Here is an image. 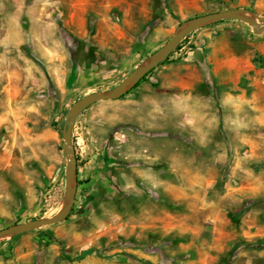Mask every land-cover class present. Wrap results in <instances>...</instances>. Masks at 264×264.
<instances>
[{"label": "rangeland", "instance_id": "obj_1", "mask_svg": "<svg viewBox=\"0 0 264 264\" xmlns=\"http://www.w3.org/2000/svg\"><path fill=\"white\" fill-rule=\"evenodd\" d=\"M264 0H0V230L65 203L61 129L188 20ZM68 218L0 264H264V32L215 21L74 122Z\"/></svg>", "mask_w": 264, "mask_h": 264}, {"label": "water", "instance_id": "obj_2", "mask_svg": "<svg viewBox=\"0 0 264 264\" xmlns=\"http://www.w3.org/2000/svg\"><path fill=\"white\" fill-rule=\"evenodd\" d=\"M244 14H249L251 17H246ZM222 20H235L242 22L248 25L256 35H260L264 32V17L253 15L247 11H218L192 18L181 25L173 34L171 40L161 49H159L147 63L130 73L116 87L104 93H92L86 95L73 103V105L68 109L65 123L61 129V137L63 141L62 149L66 159V196L62 210L52 218L38 219L23 224L6 227L0 230V239L5 236H14L42 227L61 223L68 218L72 211L74 201L72 185L77 173L76 158L71 137L74 122L82 111L100 101H113L119 99L123 94H125L139 81H141V79H143L150 71L163 63L170 56V54L176 50L177 46L185 36L201 27H204L207 24Z\"/></svg>", "mask_w": 264, "mask_h": 264}, {"label": "trees", "instance_id": "obj_3", "mask_svg": "<svg viewBox=\"0 0 264 264\" xmlns=\"http://www.w3.org/2000/svg\"><path fill=\"white\" fill-rule=\"evenodd\" d=\"M168 59H169V57H168L163 63H161L160 65H164V64L167 62ZM160 65H159V66H160ZM153 70H154V69H153ZM153 70H152V71H153ZM152 71H150V72H149V73H148L143 79H141V81L144 80V79H145V78H146V77H147ZM141 81H139V82L134 86V88L138 87V85L140 84Z\"/></svg>", "mask_w": 264, "mask_h": 264}, {"label": "bare ground", "instance_id": "obj_4", "mask_svg": "<svg viewBox=\"0 0 264 264\" xmlns=\"http://www.w3.org/2000/svg\"><path fill=\"white\" fill-rule=\"evenodd\" d=\"M244 16H246V17H251L249 14H244Z\"/></svg>", "mask_w": 264, "mask_h": 264}]
</instances>
